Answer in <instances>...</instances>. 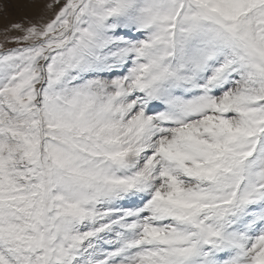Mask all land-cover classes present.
<instances>
[{
	"label": "snow or ice",
	"instance_id": "1",
	"mask_svg": "<svg viewBox=\"0 0 264 264\" xmlns=\"http://www.w3.org/2000/svg\"><path fill=\"white\" fill-rule=\"evenodd\" d=\"M0 36V264H264V0H0Z\"/></svg>",
	"mask_w": 264,
	"mask_h": 264
},
{
	"label": "rangeland",
	"instance_id": "2",
	"mask_svg": "<svg viewBox=\"0 0 264 264\" xmlns=\"http://www.w3.org/2000/svg\"><path fill=\"white\" fill-rule=\"evenodd\" d=\"M13 18L15 19V18H18V17H13ZM0 41H2V36H0Z\"/></svg>",
	"mask_w": 264,
	"mask_h": 264
}]
</instances>
